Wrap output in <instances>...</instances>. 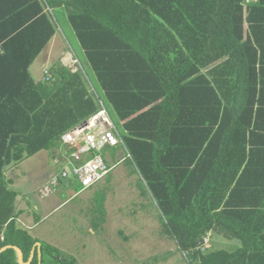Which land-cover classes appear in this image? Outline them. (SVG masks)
<instances>
[{"label": "trees", "instance_id": "obj_1", "mask_svg": "<svg viewBox=\"0 0 264 264\" xmlns=\"http://www.w3.org/2000/svg\"><path fill=\"white\" fill-rule=\"evenodd\" d=\"M58 9L124 122L126 160L191 264H264V199L253 200L264 193V0H0V264H20L16 248L25 264H57L37 250L31 261L37 240L16 224L5 172L54 152L98 110L78 73L30 74ZM212 228L243 248L204 252Z\"/></svg>", "mask_w": 264, "mask_h": 264}, {"label": "rangeland", "instance_id": "obj_2", "mask_svg": "<svg viewBox=\"0 0 264 264\" xmlns=\"http://www.w3.org/2000/svg\"><path fill=\"white\" fill-rule=\"evenodd\" d=\"M57 17L60 18L59 14ZM68 36L67 49L81 51L79 41ZM39 65L37 61L36 79L43 76ZM79 75L84 76L82 72ZM58 149L40 151L21 163L12 164L5 172L9 188L18 194L15 206L19 199L26 207L20 208L24 223H16L17 226L27 231L34 226L29 233L49 242L42 244L40 254L46 253L57 264H191L187 253L169 234L155 202L143 190L139 175L126 160L123 148L106 153L113 170L91 189L73 186L67 190L60 184L42 198L44 185L57 173L52 158ZM217 238L229 240L214 231L202 250L206 253L215 249L236 250V240L226 241L220 247Z\"/></svg>", "mask_w": 264, "mask_h": 264}, {"label": "built area", "instance_id": "obj_3", "mask_svg": "<svg viewBox=\"0 0 264 264\" xmlns=\"http://www.w3.org/2000/svg\"><path fill=\"white\" fill-rule=\"evenodd\" d=\"M97 104L96 113L62 136L61 145L52 158L57 173L44 185L42 198L49 196L60 184L71 189L73 186L81 190L91 189L113 170L106 153L110 149L125 147L105 104L102 101ZM207 242L205 238L204 243Z\"/></svg>", "mask_w": 264, "mask_h": 264}, {"label": "crops", "instance_id": "obj_4", "mask_svg": "<svg viewBox=\"0 0 264 264\" xmlns=\"http://www.w3.org/2000/svg\"><path fill=\"white\" fill-rule=\"evenodd\" d=\"M257 2H258V0H245V7L247 5L255 4ZM51 13L53 14V17L55 16L54 19L56 21V33H55L54 37L51 39V41L48 43L46 48L42 51V53L37 57V59L34 61V63L29 68L30 74H31L34 82L35 83L42 82L41 80H42L43 76H44V81H50V79L52 78V72L50 73V70L52 68L58 67V64H61V66H64V67L68 68L72 73H78L79 74L80 72H82L84 74V76H82L83 79L85 81L87 80L86 82L90 83L89 87L92 88L90 90L89 87H88L89 94L94 96L96 103H98L99 101H102L105 104L106 108L108 109V111L110 113L109 105L104 100V97H102V95H104L103 94L104 92L100 91V93L102 95L97 94L96 84L98 82L96 80V77H95L94 73L91 70V66L88 63V60H86L87 58L85 56L84 51L81 48V45L78 43V38L76 36V33H75L74 29L72 28V26L70 25V22H69V19H68V13L64 9H58L56 11H52ZM57 14H59V16L61 18V21H60V18L57 17ZM64 28H65V30H64ZM245 28H246V31L249 29L248 23H245ZM68 34L70 35V37L72 36V37L76 38V41H77L81 51L79 50V52L75 53L73 51L70 52L67 49V46H66L65 42H68V39H69ZM0 53H3V50L1 49V46H0ZM80 55L82 56L83 59L82 58L80 59V57H79ZM37 61H39V64H40L39 65V70H41V72H43V76L39 77L38 79L35 78V77H37V73H38V68L36 67V62ZM54 61H56V62H54ZM84 61H85V63H84ZM85 65H87V66H85ZM50 66H52V67L49 69ZM86 69L89 70V73L86 71ZM46 72H48V74H46ZM110 115H112V114L110 113ZM111 117H112V120H113L115 126L117 127L121 137H122V134L126 133V131L123 128V123L124 122L123 121H119L118 119H114L113 116H111ZM119 148H122V147H119ZM123 149L125 150V148H123ZM125 151L127 152V150H125ZM53 173H54V171H53ZM50 174L51 173H49V175ZM261 182L264 184V177H262ZM64 188H66L67 190H72L71 188H67V187H64ZM257 195H258L257 197H256V195L253 196V200L264 199V193H262V192L261 193H257ZM245 198H246L245 196H240L239 200L245 199ZM22 206L25 207V205L22 204L20 202V200L18 199V201L16 203V206H15L16 215L14 217L16 223H19V222L24 223V219L22 218V213H21L22 209H20ZM34 208H35V210L37 209L36 207H34ZM32 212H33V210H32ZM33 228H34V226L31 227L30 229H28V232L31 229H33ZM25 230H27V229H25ZM214 231H215V233L217 235H220L221 237L224 236V238L229 239V240H224V239L217 238L218 241H216V242H217V244H219L220 247L222 245H224V243L226 241L227 242H231L230 240H232V241L236 240V250L243 248L242 247V243L239 240L235 239L232 236L224 234L223 232H220L219 229L216 230V228H212L207 233L208 236L206 235V237H205V238L208 239L207 243H209V238L212 236V233ZM33 237L35 239L37 238L39 241L42 242V243H39L40 247H42V244H44V243H49L48 241L44 240V238H42L41 236L34 235ZM207 243L205 244L204 241H203V243L201 244V248L205 249L206 246L208 245ZM255 246H256V248H261L260 251L262 252V256L264 258V236L257 235ZM215 250H217V249H215ZM219 250H223V249H219ZM212 251H214V250H212ZM232 252H234V251H232Z\"/></svg>", "mask_w": 264, "mask_h": 264}, {"label": "water", "instance_id": "obj_5", "mask_svg": "<svg viewBox=\"0 0 264 264\" xmlns=\"http://www.w3.org/2000/svg\"><path fill=\"white\" fill-rule=\"evenodd\" d=\"M6 248H4L3 250H5ZM2 250V251H3ZM36 250L39 252V258H40V260H41V258H42V256H41V254H40V251H41V247H40V244L39 243H36V245H35V247H34V249H33V251H32V259H33V257L35 256V252H36ZM16 251L18 252V255H19V262H20V264H25L24 263V261H23V255H22V252L18 249V248H16ZM31 259V260H32ZM26 264H29V263H26Z\"/></svg>", "mask_w": 264, "mask_h": 264}, {"label": "bare ground", "instance_id": "obj_6", "mask_svg": "<svg viewBox=\"0 0 264 264\" xmlns=\"http://www.w3.org/2000/svg\"><path fill=\"white\" fill-rule=\"evenodd\" d=\"M72 54V53H71ZM66 58V57H65ZM64 59V58H63ZM64 62V61H63ZM77 64V63H76Z\"/></svg>", "mask_w": 264, "mask_h": 264}, {"label": "flooded vegetation", "instance_id": "obj_7", "mask_svg": "<svg viewBox=\"0 0 264 264\" xmlns=\"http://www.w3.org/2000/svg\"><path fill=\"white\" fill-rule=\"evenodd\" d=\"M33 258H34V257H33ZM32 260H33V259H32ZM32 260H31V261H32Z\"/></svg>", "mask_w": 264, "mask_h": 264}, {"label": "clouds", "instance_id": "obj_8", "mask_svg": "<svg viewBox=\"0 0 264 264\" xmlns=\"http://www.w3.org/2000/svg\"><path fill=\"white\" fill-rule=\"evenodd\" d=\"M205 239V238H204ZM204 241V240H203Z\"/></svg>", "mask_w": 264, "mask_h": 264}]
</instances>
